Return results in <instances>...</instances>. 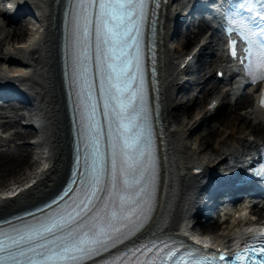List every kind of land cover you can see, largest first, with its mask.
<instances>
[{
	"label": "bare ground",
	"instance_id": "6f19581e",
	"mask_svg": "<svg viewBox=\"0 0 264 264\" xmlns=\"http://www.w3.org/2000/svg\"><path fill=\"white\" fill-rule=\"evenodd\" d=\"M32 5L42 18L43 29L31 31L25 23L26 19H19L11 24L0 21V49L4 48L0 53V64L3 60L12 59L23 66L20 70H15L0 65V78H15L27 87L28 95L37 108L30 120L38 126L39 131L38 139L33 140L34 138H27L33 133L28 130L29 127L24 131L18 128L11 130L9 134L3 133L6 130H0V215L53 194L65 177L69 163V122L57 47L60 3L55 0H33ZM173 15L169 1L165 3L162 11L159 51L162 82L160 95L166 140L165 194L158 214L146 231V234L154 235L163 232L189 235L197 231L199 222H195L192 215L203 178L192 177V169L200 166L210 171L216 163L229 164L231 160L239 163L246 148L264 137V114L254 108L252 97L248 93L230 103L228 96L231 92L212 84L200 96L201 99L192 97L190 102L177 105L179 101L174 97L173 91L182 78L179 76L182 62L180 59L186 58L190 41L185 38L177 48L170 45ZM209 42L207 40L202 44L194 58L205 52ZM221 61L222 56H218L214 61L202 64L200 82L204 81V76L209 75L213 66L217 69L221 67ZM13 75L15 76L12 77ZM196 102H206L207 105L203 106L201 117L197 115L193 120L189 118L187 109ZM241 108L251 110L240 112ZM181 112H187V116H181ZM1 118L0 126L9 128L17 125L12 119L1 123ZM209 118L215 120L208 126ZM206 124L208 132L199 133L198 127ZM223 126L230 128L227 136L212 141L211 138ZM194 133L196 136L192 137ZM15 137L23 140L15 141L13 148H10L12 144L9 142ZM9 174L12 179L4 181L3 177ZM17 184L19 186L13 192L17 189L20 191L9 197L6 193ZM238 215L233 222L242 225L227 227L216 239L222 235L238 238L247 231L246 222L240 223L246 216L241 219L244 216L243 211H239Z\"/></svg>",
	"mask_w": 264,
	"mask_h": 264
},
{
	"label": "snow or ice",
	"instance_id": "6c2138e0",
	"mask_svg": "<svg viewBox=\"0 0 264 264\" xmlns=\"http://www.w3.org/2000/svg\"><path fill=\"white\" fill-rule=\"evenodd\" d=\"M147 3L148 0H75L71 14L74 73L86 87V92H82L87 100L86 130L91 143L86 141L85 148L91 147V159L89 163L85 157L88 171L81 175L80 194L73 205L48 217L27 235L29 240L41 237L46 241L28 249L37 258L28 257L27 264H80L100 249L107 251L109 242L143 212L144 176L152 153L136 105L142 98L139 38ZM257 16L264 13L257 12ZM248 51L251 53V49ZM90 62H94V76L99 79L102 117L108 125L106 134L96 121L97 103L91 99L94 84L88 79ZM255 70L264 79V51L249 64V71ZM104 135L110 149L108 157L100 147ZM57 233L63 235L57 237ZM0 236L7 234L0 231ZM8 239L11 243L0 240V264L5 260L20 264L13 248L25 237ZM260 251L264 253V248ZM126 258L127 254L123 259ZM123 259L117 257L108 264H123Z\"/></svg>",
	"mask_w": 264,
	"mask_h": 264
},
{
	"label": "rangeland",
	"instance_id": "374dc122",
	"mask_svg": "<svg viewBox=\"0 0 264 264\" xmlns=\"http://www.w3.org/2000/svg\"><path fill=\"white\" fill-rule=\"evenodd\" d=\"M191 47V46H190ZM190 47H188V49L190 48ZM3 49H0V52L2 51ZM206 106V104H201V103H199V102H196L194 105H192V106H190L187 110L189 111L188 113L190 114V119H192V118H194V120H195V118H197V117H194V116H200L201 115V110H202V108H203V106ZM239 111H241V110H239ZM181 116H187V112H181ZM17 118H19L18 116H17ZM215 120V119H214ZM214 120H212L213 122H214ZM24 121V120H23ZM19 120H16V123H17V125L16 124H14V126L12 127V129L11 130H14V129H21L22 131H24L26 128L24 127V128H20V127H17L18 126V124H19ZM207 124H208V126H209V124H211V120H208V122H207ZM207 124H206V126L205 125H200L199 127H198V129H197V131L199 132V133H201V134H204V133H206V132H208V126H207ZM29 129H31V128H29ZM28 129V130H29ZM230 130V128H226V127H222L221 128V130L218 132V133H216V134H214V136L211 138L212 139V141L213 140H215L216 138H218V137H223V138H225L226 136H227V132ZM239 131V130H238ZM238 133V132H237ZM236 133V134H237ZM33 135L34 134H30V135H28V139H32L33 138ZM196 135H195V133L194 134H192V137H195ZM228 138H232V137H228ZM22 140L23 139H20V138H14V140L13 141H11V142H9V143H11L12 145L11 146H9L10 148H13V145H14V143H15V141H19V142H22ZM7 147H8V145H7ZM12 179V175L11 174H9V175H7V176H5V177H3V180L4 181H7V180H11ZM198 229L200 230V231H204V232H206L207 230H208V227H201V226H199L198 227ZM223 233V230H221V231H215V232H212V233H209L208 234V236L210 237V238H212V239H215L216 237H218L219 235H221Z\"/></svg>",
	"mask_w": 264,
	"mask_h": 264
}]
</instances>
